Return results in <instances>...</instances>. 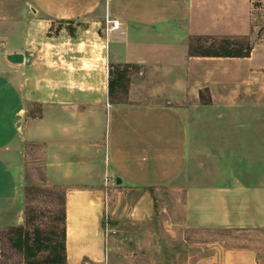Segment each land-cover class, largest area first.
<instances>
[{"label":"crops","instance_id":"0c3cea01","mask_svg":"<svg viewBox=\"0 0 264 264\" xmlns=\"http://www.w3.org/2000/svg\"><path fill=\"white\" fill-rule=\"evenodd\" d=\"M251 7L252 0H0V224L23 226V179L33 162L47 183L65 187L63 264L108 262L102 218L117 177V191L139 199L132 218L148 219L167 197L171 229L214 244L213 264H260L264 45L245 57L189 55L193 36L252 34ZM85 19L120 22L106 32L105 66L89 67L92 57L73 54L75 46L56 57L43 49L42 66L35 55L10 62L6 55L19 48L2 51L13 38L32 42L26 23ZM122 64L140 71L116 100L109 65ZM29 102L40 104L38 115H28ZM231 233L255 237L228 246ZM3 264L29 263L20 255Z\"/></svg>","mask_w":264,"mask_h":264},{"label":"rangeland","instance_id":"374dc122","mask_svg":"<svg viewBox=\"0 0 264 264\" xmlns=\"http://www.w3.org/2000/svg\"><path fill=\"white\" fill-rule=\"evenodd\" d=\"M252 18V34L241 36L233 40L236 45L260 46L264 45V0H252L251 7ZM30 29L32 33V42L21 43L23 39L18 38L16 41L3 44L2 51L5 48H19L25 55H35L36 65H41V51L43 49H53L57 51L52 54L56 57L60 54L59 49L66 48L70 52V48L76 47L73 54H83L84 56L92 57L88 62V66L95 65L105 66L101 62L104 52V38L106 35L105 26L99 23H90L89 19L76 21H50V22H35V25L25 24L22 33L26 29ZM223 40V39H222ZM220 40V41H222ZM215 42L216 44L220 43ZM196 44H211L212 39L197 38ZM61 46H58V45ZM74 50V48H73ZM181 51L178 47L176 52ZM63 53H61L62 55ZM8 55V54H7ZM6 55V58H7ZM44 61V60H43ZM51 63V61H49ZM13 63V62H12ZM48 65V61L45 62ZM42 66V65H41ZM51 66L57 67V64L51 63ZM113 66V67H112ZM109 65V72L113 79V98L116 100L123 99V90L129 83L131 73L140 71L139 67L127 65ZM213 68V65L210 66ZM104 71V69H102ZM106 70V69H105ZM119 71H123L125 78L117 76ZM4 80L7 77L3 78ZM121 88L123 90H121ZM28 115L36 116L40 112V104L37 102H29L27 105ZM33 162H29L27 168L29 170L24 175L22 189V217L25 230L30 232L31 238L35 232L40 233L42 238V246L37 253L36 258L39 260L51 255L54 250L59 251V244L62 241L61 230L63 227L62 212H63V197L65 187L53 186L47 183L41 176L40 172L33 168ZM35 167H38L36 165ZM23 174H25L23 172ZM110 179V178H108ZM111 181V187L108 188V197L105 201L103 209L102 226L107 235L108 246V264H213V259L219 254V250L212 243H200L199 235L193 234L191 239L185 241L177 236L175 230L171 229L169 222L171 204L167 197H161L160 203L154 202L153 214L148 219L138 220L132 218L128 214L130 206L136 205L137 197H131L127 190L117 191L118 184L116 179ZM109 184V182H108ZM146 190H149L147 188ZM153 189L150 193L152 194ZM141 199V198H140ZM141 208H145V204H141ZM13 216V215H5ZM14 227H19L14 226ZM13 225L0 224V263H13V260L20 256L11 245L8 237L12 233ZM156 232V233H155ZM236 237L235 243L233 238L229 240V245H237L238 238L244 239L243 244L250 243L253 239L252 234H230ZM223 236L219 234L215 237ZM214 237H210L212 239ZM14 255V256H13ZM97 264L83 261L82 264ZM106 263V264H107ZM44 264V263H36ZM58 264V263H56ZM260 264H264V259H261Z\"/></svg>","mask_w":264,"mask_h":264},{"label":"trees","instance_id":"16d2710c","mask_svg":"<svg viewBox=\"0 0 264 264\" xmlns=\"http://www.w3.org/2000/svg\"><path fill=\"white\" fill-rule=\"evenodd\" d=\"M241 37V36H240ZM206 38L212 39L211 44H196L195 39ZM238 38L237 36H193L189 42V55L193 56H221V57H245L249 56L252 46L246 44L236 45L232 42ZM223 39V40H222ZM222 40V41H220ZM216 44L217 42H219ZM216 42V43H215ZM113 67V66H112ZM112 76V72H109V76ZM119 78H125L123 71H119L117 75ZM115 81L109 79L108 89L110 93H115L116 89H113V84ZM122 90V88H121ZM62 222L63 227L61 230L62 241L59 244V251L54 250L51 255L45 257L42 260L36 258L37 253L40 251L42 246V238L40 233L35 232L31 238L30 232L25 230L24 226L13 227L12 233L9 235L8 239L13 246V248L19 252L22 257V261L29 264L44 263V264H63L65 262V223H64V206L62 212Z\"/></svg>","mask_w":264,"mask_h":264},{"label":"water","instance_id":"95a60500","mask_svg":"<svg viewBox=\"0 0 264 264\" xmlns=\"http://www.w3.org/2000/svg\"><path fill=\"white\" fill-rule=\"evenodd\" d=\"M7 59L13 63H22V62H25L27 60L24 57L23 53H10L7 55ZM116 183L117 184L121 183V179L119 177L116 178Z\"/></svg>","mask_w":264,"mask_h":264},{"label":"built area","instance_id":"2783aa9c","mask_svg":"<svg viewBox=\"0 0 264 264\" xmlns=\"http://www.w3.org/2000/svg\"><path fill=\"white\" fill-rule=\"evenodd\" d=\"M108 23L110 24L109 26H107ZM119 25H120V22L118 20H115V19H109L108 20L107 19V20H105V31L111 32L113 29L117 30L119 28ZM85 264H87V263H85Z\"/></svg>","mask_w":264,"mask_h":264}]
</instances>
